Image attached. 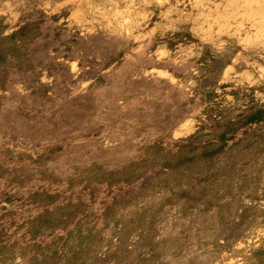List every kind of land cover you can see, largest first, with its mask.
I'll use <instances>...</instances> for the list:
<instances>
[{
  "label": "rangeland",
  "instance_id": "obj_1",
  "mask_svg": "<svg viewBox=\"0 0 264 264\" xmlns=\"http://www.w3.org/2000/svg\"><path fill=\"white\" fill-rule=\"evenodd\" d=\"M0 28L19 47L0 59V153L26 151L11 84L17 117L50 120L36 97L64 94L101 117L87 134L138 145L2 159L0 264H264V0H0Z\"/></svg>",
  "mask_w": 264,
  "mask_h": 264
},
{
  "label": "crops",
  "instance_id": "obj_2",
  "mask_svg": "<svg viewBox=\"0 0 264 264\" xmlns=\"http://www.w3.org/2000/svg\"><path fill=\"white\" fill-rule=\"evenodd\" d=\"M5 92L7 93V95H9V97L2 101L3 109H1L5 110L6 113L4 116H2L3 121L6 118L10 124V126L8 125L10 128L9 130H19V139H21L22 141H27L25 144L26 148L21 149H25L26 151H36L39 155H44L45 152L52 151V154L55 157L53 156L54 158L48 161V165H50L51 167H56V169H59L61 168V166H64V164H66L67 160H75L79 156L91 155L95 151V149L99 147V145L101 146V150H103L102 148H108V146H106V143L108 145L109 141H120V148H124L125 153L128 154L133 153L138 146L137 144H135L136 140L134 139L133 134L131 135V131L129 130H127V133L125 134L118 132V130H115L112 131L108 137L103 134L102 128L98 130L97 135H92L89 133L87 134V132L92 129V126H90V124H87V127L86 120L87 122L91 123L92 119H95L96 117L99 119L101 117H93L91 113L86 115L85 111L88 104H76L75 97L65 96L64 94H61L62 96L58 95L57 97L53 96L54 98H43V95L41 96V98L43 99H41L40 97H36V101L37 103H39V108H45V110H47L48 112V109L51 108L50 111L53 116L50 120H52V122H55V125L53 126L50 120L46 118H38L37 115H35L34 117H32V115L27 117V113H24L17 117L15 109L18 106L21 107L28 105V98L26 97L27 94H25L27 91L25 87L22 88L21 84H11L8 90ZM10 96H14V98L16 97V99L10 98ZM78 105L79 107L80 105H83V107L79 108L81 109V113L75 114V108ZM15 120L19 121L18 130L17 128H13L12 126L14 125L13 121L15 122ZM82 121L83 123L81 124ZM77 123L81 125L84 124V132L82 134L84 136L81 140H79L80 142L76 143L73 142L74 140H71V143H69V145H60L62 137H76V133H78V131L75 130ZM3 134L4 136L2 137H4L5 142H7V140H10L8 133ZM96 139L103 141V143H97ZM31 141H39V143L41 144L43 142H52L53 144H50V146H35V144L30 143Z\"/></svg>",
  "mask_w": 264,
  "mask_h": 264
},
{
  "label": "trees",
  "instance_id": "obj_3",
  "mask_svg": "<svg viewBox=\"0 0 264 264\" xmlns=\"http://www.w3.org/2000/svg\"><path fill=\"white\" fill-rule=\"evenodd\" d=\"M2 44H5L7 46V48H4V46H2ZM19 49L18 45L14 43L13 39L10 36H3L2 35V29L0 28V59L1 57H3L4 55H7V53L9 55H14V53L17 52V50ZM25 61H27L26 57H19L18 62L19 63H24ZM32 70L35 71L34 66H31ZM152 135L155 134V132L151 133ZM157 144V141H153L152 145ZM3 150V153H0V162L2 159H15V160H20V159H25V158H29L28 156V152L26 151H21V150H16L14 147L9 146V145H5ZM53 157L52 151H48L46 152L43 156L37 158L39 163H45L46 161L50 160ZM31 158V157H30ZM131 166L136 165V163L130 164ZM129 167V166H127ZM1 170H4V167H0ZM57 198V196L55 194H48L44 191L39 192L38 194H36L33 197V201L35 202H39L40 204H48L51 203L53 201H55ZM66 208V206H65ZM59 209H63V208H59Z\"/></svg>",
  "mask_w": 264,
  "mask_h": 264
}]
</instances>
